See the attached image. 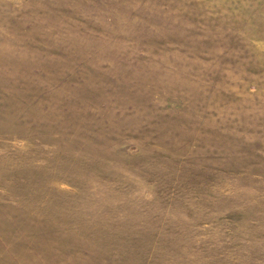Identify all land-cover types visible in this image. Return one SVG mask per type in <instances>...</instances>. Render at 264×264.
I'll list each match as a JSON object with an SVG mask.
<instances>
[{
  "label": "rangeland",
  "instance_id": "rangeland-1",
  "mask_svg": "<svg viewBox=\"0 0 264 264\" xmlns=\"http://www.w3.org/2000/svg\"><path fill=\"white\" fill-rule=\"evenodd\" d=\"M0 264H264V0H0Z\"/></svg>",
  "mask_w": 264,
  "mask_h": 264
}]
</instances>
